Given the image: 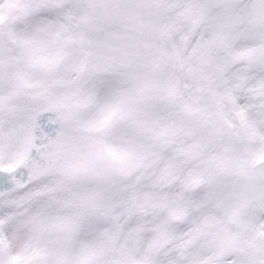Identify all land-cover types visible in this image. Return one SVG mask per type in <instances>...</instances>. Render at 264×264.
<instances>
[{
	"label": "clouds",
	"instance_id": "obj_1",
	"mask_svg": "<svg viewBox=\"0 0 264 264\" xmlns=\"http://www.w3.org/2000/svg\"><path fill=\"white\" fill-rule=\"evenodd\" d=\"M72 5L53 27L34 28L21 15V0H0V141L9 151L27 153L33 112L52 116L69 112L83 134L101 113L120 108L119 138L132 149L167 148L180 161L174 173L156 175L161 190L175 186L185 194H210V229L219 260L243 250L264 264V245L249 246L256 233L250 212L264 206V164L251 162L264 147V0H165L175 22L162 24L159 0H66ZM210 23L222 41L215 59L202 58L190 35L199 23ZM27 27L22 28V25ZM176 35L181 40L173 43ZM103 40L104 47L97 46ZM41 56L61 58L53 72L32 69ZM103 56V60L100 57ZM239 65L234 69V66ZM29 71L32 87L14 73ZM114 86L99 93V85ZM243 111L245 122L237 118ZM55 138L41 142L50 151ZM68 154L57 171L70 168ZM97 183H102L97 181ZM26 218V217H25ZM102 264H169L181 257L168 242H142L117 236L104 243ZM208 254L198 246L189 258ZM14 257L27 259L23 250ZM78 249L64 257L79 258ZM53 258L52 264H59Z\"/></svg>",
	"mask_w": 264,
	"mask_h": 264
},
{
	"label": "snow or ice",
	"instance_id": "obj_2",
	"mask_svg": "<svg viewBox=\"0 0 264 264\" xmlns=\"http://www.w3.org/2000/svg\"><path fill=\"white\" fill-rule=\"evenodd\" d=\"M21 3L28 23L38 29L59 24L72 7L66 0ZM211 31L210 23L197 28L190 35L191 45L207 39ZM60 59L41 56L31 68L53 72ZM13 75L22 86H33L29 71ZM114 83L102 82L99 93L108 92ZM120 111L117 106L90 121L84 130L87 135L69 112L52 116L33 112L27 140L36 149L5 154L0 141V264H52L54 257L60 258L59 264H102L104 243L121 235L176 246L182 255L169 264H256L243 250L219 260L208 239L216 221L209 215L210 194H185L175 186L162 191L154 184L156 175L174 173L180 161L167 148H130L118 135ZM237 118L243 123L246 115L240 111ZM53 137L50 151L43 152L41 142ZM68 154L75 163L58 172ZM251 162L264 164V147L252 154ZM23 208L28 211L22 214ZM248 222L256 233V241L250 240L249 246L264 245V206L253 209ZM193 246L208 254L183 255ZM21 249L27 259L13 256ZM73 249L79 250V258L64 259Z\"/></svg>",
	"mask_w": 264,
	"mask_h": 264
},
{
	"label": "rangeland",
	"instance_id": "obj_3",
	"mask_svg": "<svg viewBox=\"0 0 264 264\" xmlns=\"http://www.w3.org/2000/svg\"><path fill=\"white\" fill-rule=\"evenodd\" d=\"M161 7L159 8L157 15L160 18V22L162 24H168L169 26H173L174 25V21L171 18V14L167 12V10L164 7V3L165 0H159ZM23 17H26V9H22L21 11V15L18 17H13L12 20L9 21L10 24H14L16 21L21 20ZM202 25H204V23H199L195 26V30L199 27H201ZM22 28L27 27V25H22ZM181 40V36L180 35H176L174 37L173 43H177ZM202 48L201 50V54H202V58L207 62V61H211L213 59H215L217 65L221 68V70H223V68L225 67L226 63H228V61L223 58L220 55H217V48L221 46L222 41L219 40L218 38H216L211 31L210 36L203 40L201 43ZM28 209L27 208H23L21 209V213L23 214L24 212H27Z\"/></svg>",
	"mask_w": 264,
	"mask_h": 264
},
{
	"label": "water",
	"instance_id": "obj_4",
	"mask_svg": "<svg viewBox=\"0 0 264 264\" xmlns=\"http://www.w3.org/2000/svg\"><path fill=\"white\" fill-rule=\"evenodd\" d=\"M97 46L100 47V48H103L104 47V42L103 40H98L97 42ZM101 60H103V56L100 57Z\"/></svg>",
	"mask_w": 264,
	"mask_h": 264
}]
</instances>
